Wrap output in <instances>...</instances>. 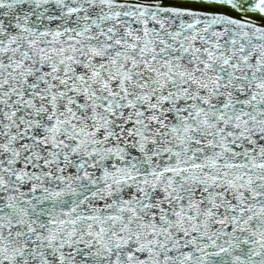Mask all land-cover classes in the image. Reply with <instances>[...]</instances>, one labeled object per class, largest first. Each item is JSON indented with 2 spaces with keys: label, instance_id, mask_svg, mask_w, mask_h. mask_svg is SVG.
<instances>
[{
  "label": "snow or ice",
  "instance_id": "6c2138e0",
  "mask_svg": "<svg viewBox=\"0 0 264 264\" xmlns=\"http://www.w3.org/2000/svg\"><path fill=\"white\" fill-rule=\"evenodd\" d=\"M0 264H264V0H0Z\"/></svg>",
  "mask_w": 264,
  "mask_h": 264
}]
</instances>
